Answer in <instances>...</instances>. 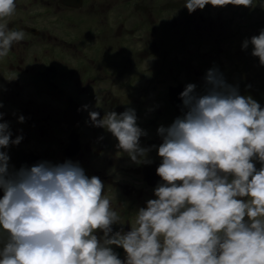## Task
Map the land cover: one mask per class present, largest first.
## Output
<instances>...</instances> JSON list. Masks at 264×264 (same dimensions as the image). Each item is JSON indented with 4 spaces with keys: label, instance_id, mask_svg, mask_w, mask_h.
I'll use <instances>...</instances> for the list:
<instances>
[{
    "label": "clouds",
    "instance_id": "9594fccd",
    "mask_svg": "<svg viewBox=\"0 0 264 264\" xmlns=\"http://www.w3.org/2000/svg\"><path fill=\"white\" fill-rule=\"evenodd\" d=\"M209 4L251 9L257 0L183 3L189 13ZM16 12V0H0V60L26 38L22 29L8 27ZM249 44L264 66V29L245 39L242 50ZM203 79V94L195 83L185 84L183 115L157 128L162 142L151 147L161 159L155 169L161 182L126 232H113L114 224L125 223L113 208L115 195L105 194L104 182L86 175L79 162L39 161L10 170V157L0 150V264H264V107L240 95L216 67ZM3 116L0 149L23 139L12 138ZM89 117L134 163H151L134 109L103 117L91 111ZM112 246L124 250L123 260Z\"/></svg>",
    "mask_w": 264,
    "mask_h": 264
},
{
    "label": "flooded vegetation",
    "instance_id": "af4514ba",
    "mask_svg": "<svg viewBox=\"0 0 264 264\" xmlns=\"http://www.w3.org/2000/svg\"><path fill=\"white\" fill-rule=\"evenodd\" d=\"M60 1L16 0L17 12L8 27L22 29L26 38L24 41L14 44L9 56L0 60V102L3 104L0 112L4 113L3 120L7 121L10 126L12 138L22 135L23 139L18 145H10L8 148L0 150L6 151L9 155L10 170L19 169L22 165L32 166L39 161H50L56 164L72 160L79 162L85 170V174L88 173L89 176L95 175L99 178L103 176L104 181L109 184L108 181L111 178L108 176L117 175L118 161L127 164L132 160L126 153L118 154L119 149L116 146L118 142H115L116 138L110 132L104 128L92 126L89 113L97 111L103 117L106 111L120 113L123 112V109L129 108L124 107L125 103L122 102V104L120 100L131 87L130 83L125 80L132 77V65L139 60L144 61L147 69L141 74L148 75L149 66L145 58L149 57L154 61V57H161L162 49L157 45L154 36L151 41L150 38L143 37L145 45L142 46L138 40L139 49L131 56H123L120 63H116L112 67L114 70L112 71L102 66L104 60H109L103 50L106 41L101 39L99 41V35H94L95 42L91 49L83 43L66 39V36L54 34L57 39L66 42L63 47L64 56L57 60L46 58L42 49L36 47L38 43L30 39L29 36L40 35L39 30L49 31L50 24L48 28H45L41 24L22 18L21 13L36 10L38 5L50 8L55 14H63L66 12V7ZM84 1L81 0L80 6L75 8H81ZM142 13L146 12L142 11ZM145 16L142 18L144 19ZM95 25L96 23H93L92 26ZM123 26V24L120 26L119 31ZM141 28L144 29L142 35L154 33L148 29L147 25H141ZM88 29L90 27L86 30ZM51 31L55 33L53 26ZM76 33H72V37H75ZM44 34L45 32L41 33V35ZM51 36L47 35L48 38ZM100 45L101 47H99ZM20 50L24 52L20 53ZM27 52L30 54L29 56H26ZM116 53L120 54L121 51ZM114 56L116 55L112 57ZM46 66L55 70H48ZM71 70L73 73L69 75ZM80 74L83 78L80 81L82 84L76 85L75 77ZM161 76V73L152 76L149 85H153ZM123 78L124 84L122 85L119 82ZM140 90L142 94L147 92V88H140ZM151 94L162 98V92L155 93L151 90ZM98 103L99 106H97ZM136 111H139L138 113L143 116L145 131L148 128L152 130V127L156 126L155 132L151 131L140 138V145L151 148L145 159L150 160L156 157L154 164H160L156 148L151 146H158L162 141V138L157 134V128L161 125L159 120L162 113L161 105L158 102L156 105L149 102L148 108L141 111L135 109V113ZM144 113H148L149 116ZM20 115L25 117L23 123L18 122L17 117ZM102 130L104 132L99 133ZM73 134L77 136V140ZM146 141L151 142L145 145ZM153 165L150 168L148 163L142 162L137 166L121 167L117 171L119 173L123 170L119 175L126 178L128 182L132 180L139 186L137 195L140 194L142 197L140 201L142 200L144 206L148 199L155 198L153 189L161 182ZM148 171H151L152 174V184H149L145 178V173ZM107 173L112 175H107ZM112 180L114 188H117L116 177ZM120 180L118 178V182ZM123 189L128 197L132 193L135 194L134 186L124 185ZM2 195L3 193L0 192V196ZM112 227L114 229L116 224Z\"/></svg>",
    "mask_w": 264,
    "mask_h": 264
},
{
    "label": "rangeland",
    "instance_id": "374dc122",
    "mask_svg": "<svg viewBox=\"0 0 264 264\" xmlns=\"http://www.w3.org/2000/svg\"><path fill=\"white\" fill-rule=\"evenodd\" d=\"M183 3L184 0H85L81 8L71 13L55 14L50 8L37 5L36 10L24 11L21 16L28 21L41 24L45 28H48L50 24L49 31H41L38 28L40 35H30L29 38L38 43L36 47L42 49L46 58L53 60L61 59L64 56L63 47L66 42L57 39L58 35L66 36V39L75 40L80 44L83 43L91 49L95 42L94 35H99V41L100 39L106 41L103 50L109 60H104L102 66L112 71H114L112 67L116 63H120L123 56H131L139 49L138 40L144 46L143 37H148L151 41L154 36L157 45L162 49V59L152 61L149 57L145 58L149 63L148 75L137 71V64L132 65V77L125 80L130 83L131 87L120 101L125 103L124 107L140 111L148 108L149 102H153L154 105L158 102L162 109L159 120L165 127L169 126L176 117L182 115L177 114L169 103L167 90L162 92V98L152 94H149L150 98H146V95L151 92L149 88L152 84L149 85V82L152 76L157 73L163 75L164 82L170 77L171 83L174 86L181 85L182 90L185 84L195 83L197 92L203 94L205 72L209 68L216 67L228 84L238 88L239 94L242 89L240 95H250L264 107V66L260 65L258 57L251 55V44L246 50L241 48L245 39L258 35L259 31L264 29V6L259 0H257L256 6L251 9L231 4L225 7H213L209 4L202 10L197 9L189 13L188 10L183 11ZM142 11L146 13L143 14ZM143 16H145L144 19ZM93 23L96 25L92 26ZM122 24L124 26L119 31ZM141 25H147L148 29L154 33L142 35L144 29L141 28ZM52 26L55 33L51 31ZM89 27L90 29L86 30ZM44 32L45 34L41 35ZM74 32H77L76 36L72 37ZM48 34L52 36L48 38ZM170 41L172 50L166 52L169 50ZM119 51L121 53L117 54L116 52ZM113 55L116 56L112 57ZM238 80H241L240 87L237 85L239 84ZM119 83L123 85L124 78ZM140 88H147V92L142 94ZM136 95L145 96L146 100L142 104L143 106L138 105L139 100H135ZM138 112L136 111L137 125L145 130L143 116ZM144 114L149 116L148 113ZM151 131L155 132L156 126H153L152 130L148 128L145 132L150 133ZM150 142L146 141L145 145ZM119 153L121 150H118ZM159 161L161 160L159 159ZM255 163L259 168V162ZM137 165L133 164V161H129L127 164L118 161L117 171L121 167ZM117 171V175L108 176L111 178L108 181L109 184L104 181L103 176L100 179L104 182L105 194L115 195L116 199L112 202L113 208L118 212L121 220L125 221L122 226L116 224L113 232L121 230L126 232L130 230L127 221L131 220L138 208L144 207L145 204L142 203V200L140 201L142 199L140 194L137 195L139 186L132 180L128 182L126 178H122L119 173L123 170L119 173ZM110 173L112 172L110 171ZM107 175L112 174L107 173ZM115 177L117 188L113 186L112 179ZM118 178L121 179L120 182H118ZM124 185L134 186L135 194L132 193L129 197L127 194L125 195ZM112 247L119 258L123 260L125 258L124 250L117 246Z\"/></svg>",
    "mask_w": 264,
    "mask_h": 264
},
{
    "label": "bare ground",
    "instance_id": "6f19581e",
    "mask_svg": "<svg viewBox=\"0 0 264 264\" xmlns=\"http://www.w3.org/2000/svg\"><path fill=\"white\" fill-rule=\"evenodd\" d=\"M60 3L64 6V7H66V13H71V12H74V11H76L77 9L74 7V6H72L67 0H66V3H63L62 1H60ZM183 11H187V8L186 7H184L183 6ZM171 40V39H170ZM170 50H172L171 49V41H170V47H169V50H166V52H168V51H170ZM20 53H23L24 51H22V50H20L19 51ZM18 53V52H17ZM30 54L27 52L26 53V56H29ZM218 55H220V52H218ZM163 57V52L161 53V57H154V60L155 59H160L161 60V58ZM135 64H137L138 65V70L137 71H140V72H145V70H146V65L144 64V62L143 61H138L137 63H135ZM148 66H149V63H148ZM169 66H171V63H169ZM46 69H48V70H51V69H53V70H55L54 68H50V66H46ZM73 73V70H71L70 71V74L69 75H71ZM161 78V79H160ZM153 85H152V91L153 92H155V93H157V92H166V90L168 91L167 93H171V92H176V91H180L179 89H177V88H175L177 85H173L172 83H171V80H169L170 79V77H168L167 79H166V81H168V82H164V80H163V75L160 77ZM82 76H81V74L80 75H78L77 77H75V82H77V84L76 85H81L82 83H80V81H82ZM78 80H79V82H78ZM164 82V83H163ZM238 82H239V84H237L238 85V87H240L241 86V80H238ZM241 91H242V89H241ZM241 91H240V94H241ZM149 94H151V92L150 93H148L147 95H146V98H148L149 97ZM145 96L144 95H142V96H140V95H136V97H135V100H139L138 102V105H142L143 103H145V98H144ZM136 101V102H137ZM168 101H169V98H168ZM169 103H170V101H169ZM171 104V103H170ZM143 106V105H142ZM171 106L173 107V109H174V111L177 113V114H179V115H182V113L181 112H179L178 110L181 108L180 106H175V105H172L171 104ZM25 128H26V126H25ZM24 128V129H25ZM104 132V130H102V131H99V133H103ZM73 137L77 140L78 138H77V136L75 135V134H73ZM115 142H117V140H115ZM76 146H77V143L75 144ZM32 156V155H31ZM148 156V154L146 155V157ZM32 158H33V156H32ZM150 161H151V163H148V166H151V165H153L155 162H156V157H154V158H151L150 159ZM133 164H136V163H133ZM159 164H154L153 165V168L154 169H156L157 168V166H158ZM159 177V176H158ZM126 219H128V218H126Z\"/></svg>",
    "mask_w": 264,
    "mask_h": 264
},
{
    "label": "water",
    "instance_id": "95a60500",
    "mask_svg": "<svg viewBox=\"0 0 264 264\" xmlns=\"http://www.w3.org/2000/svg\"><path fill=\"white\" fill-rule=\"evenodd\" d=\"M63 3H66V0H61ZM72 6L74 7H79L80 4H81V0H67ZM175 88L179 89L180 91H176V92H171V93H168V98H169V101L172 105H175V106H180L181 108L178 110L179 112L182 113L183 115V111H182V101L179 97V93L182 91V86L179 85V86H176ZM151 177H152V174H151V171H148L147 173H145V178L147 179L148 183L149 184H152V180H151ZM159 178V177H158Z\"/></svg>",
    "mask_w": 264,
    "mask_h": 264
}]
</instances>
